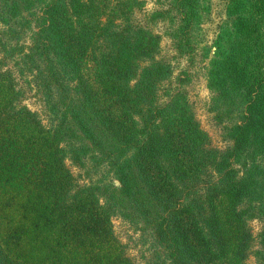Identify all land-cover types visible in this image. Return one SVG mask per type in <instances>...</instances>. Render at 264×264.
Masks as SVG:
<instances>
[{
  "label": "trees",
  "instance_id": "trees-1",
  "mask_svg": "<svg viewBox=\"0 0 264 264\" xmlns=\"http://www.w3.org/2000/svg\"><path fill=\"white\" fill-rule=\"evenodd\" d=\"M161 4L139 18L143 0H0V264H136L112 184L93 180L103 167L153 239L145 264H264V0H231L212 47L209 0ZM159 24L190 66L210 59L224 147L190 100L191 72L161 55ZM67 113L88 143L67 142Z\"/></svg>",
  "mask_w": 264,
  "mask_h": 264
},
{
  "label": "rangeland",
  "instance_id": "rangeland-1",
  "mask_svg": "<svg viewBox=\"0 0 264 264\" xmlns=\"http://www.w3.org/2000/svg\"><path fill=\"white\" fill-rule=\"evenodd\" d=\"M145 1V5L143 6L142 11L137 12V16L142 18L144 14L153 11L155 9H159L162 6V2L164 0H143ZM231 0H209L210 12L207 15L203 23L201 24L200 36H201V45L204 47H212L221 27L229 21L227 15V8ZM156 31L163 34V39L161 42L162 45V53L161 55L168 59L174 68V75L177 76L183 70L188 69L193 79L191 84L189 83L187 86V91L189 93L190 100L193 102L195 110L197 112L198 118L201 121V124L205 130H207L212 136L213 142L218 147H224L225 142L221 137V133L219 128L216 126L213 115L210 113L209 102L211 98V93L209 88L207 87L206 80V67L210 59L202 60V52H200L199 57L197 58L194 66H190L189 62L184 57H179L176 55L173 47L171 39L164 35V27L162 24H159L156 27ZM213 50V48H212ZM213 53V51H212ZM211 58V55H210ZM20 85L26 88V95L23 97V104L26 105L32 111L39 112L43 123L52 127V122L49 119V114L51 113L49 108L45 105L42 100L41 94H37L35 90L31 89L26 83V80L21 79ZM61 115V114H59ZM60 117V116H58ZM73 115L70 113L66 114V123L60 124L59 129L61 127L67 130L66 140L69 143H79L80 141H84L88 143V140L84 139L81 132L78 131V126L74 122ZM58 123H53V126H57ZM61 126V127H60ZM107 141L110 139L106 138ZM68 166L71 168L72 172L79 177L80 183H89L90 178L87 174H85L82 170L72 164L70 160L67 162ZM94 181L103 180L110 187V194L113 193L115 202L118 204V211H122V213L118 212L116 217L113 218L114 229L116 231L119 239L129 246L130 255L135 259L136 264H145L146 261L144 257L149 256L154 248L153 239L148 232L143 228L142 224L138 223V218L134 215L130 214V218L125 217V213H130L127 200L124 195L120 193L118 187V181L115 180L113 174L109 172L107 167H103L99 172L94 174ZM128 216V215H127ZM253 226L256 230L260 228V224L258 222H254ZM139 229V230H136ZM145 230V231H144ZM29 249L30 245H26ZM10 252V250H9ZM20 250H11V255L15 257H20L18 255ZM39 251H34V255L39 257ZM24 257V256H23ZM25 257H29L26 256ZM28 259V258H27ZM29 264H35L34 261L30 260ZM248 264H256L254 259H250Z\"/></svg>",
  "mask_w": 264,
  "mask_h": 264
}]
</instances>
